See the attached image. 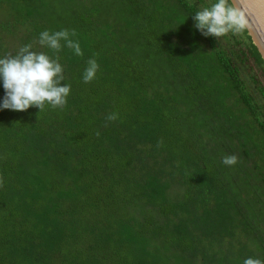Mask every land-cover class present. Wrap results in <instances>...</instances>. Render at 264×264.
<instances>
[{"label": "trees", "instance_id": "trees-1", "mask_svg": "<svg viewBox=\"0 0 264 264\" xmlns=\"http://www.w3.org/2000/svg\"><path fill=\"white\" fill-rule=\"evenodd\" d=\"M208 4L0 0V58L51 55L45 30L83 51L59 53L62 109L0 111V264L264 261V57L196 31Z\"/></svg>", "mask_w": 264, "mask_h": 264}, {"label": "clouds", "instance_id": "clouds-1", "mask_svg": "<svg viewBox=\"0 0 264 264\" xmlns=\"http://www.w3.org/2000/svg\"><path fill=\"white\" fill-rule=\"evenodd\" d=\"M191 18L193 28L205 38L219 41L229 33L243 35L254 32L260 39H264V24L253 22L252 15L241 0H214L207 6H201ZM75 35L74 31L67 29L56 32L45 30L39 34L37 43L41 48L49 50L51 55L33 50V44H27L20 47L15 55L0 58V82L5 92L0 102V111L24 112L35 107L40 113L46 107L62 109L67 104L71 85L63 83L65 76L59 53L66 47L74 55L83 56L79 42L72 39ZM98 71L97 60L88 59L82 75L83 82H92ZM117 118L116 113H111L106 120L115 121ZM162 143L161 140L157 146ZM222 163L225 167L235 166L238 157L234 154L226 155ZM243 264H264V261L248 257Z\"/></svg>", "mask_w": 264, "mask_h": 264}, {"label": "water", "instance_id": "water-1", "mask_svg": "<svg viewBox=\"0 0 264 264\" xmlns=\"http://www.w3.org/2000/svg\"><path fill=\"white\" fill-rule=\"evenodd\" d=\"M243 6L252 15L253 22L264 24V0H241ZM264 57V39H260L254 32L250 33Z\"/></svg>", "mask_w": 264, "mask_h": 264}, {"label": "rangeland", "instance_id": "rangeland-1", "mask_svg": "<svg viewBox=\"0 0 264 264\" xmlns=\"http://www.w3.org/2000/svg\"><path fill=\"white\" fill-rule=\"evenodd\" d=\"M207 1H209V3L210 2H214V0H207ZM229 35V40H230V42H234L235 43V38H237V39H239V40H242V39H244V40H246L247 41V39H246V37H245V35L243 34V35H232L231 33H229L228 34ZM224 42H229V41H227V39H225V41ZM255 71V73H257V70L255 69V70H253V72ZM250 81V80H249ZM249 85L252 87L251 89H252V91L256 94V96L257 97H259L260 98V94L258 93V91L256 90V88L254 87V85H253V83L250 81V83H249Z\"/></svg>", "mask_w": 264, "mask_h": 264}]
</instances>
